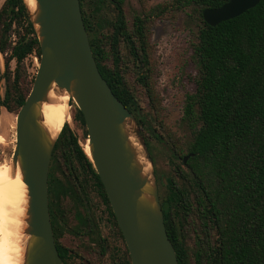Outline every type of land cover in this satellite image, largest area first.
Masks as SVG:
<instances>
[{"label":"trees","instance_id":"trees-1","mask_svg":"<svg viewBox=\"0 0 264 264\" xmlns=\"http://www.w3.org/2000/svg\"><path fill=\"white\" fill-rule=\"evenodd\" d=\"M226 1L170 0L148 7L142 4L135 15L134 36L129 28L126 30L131 54L127 56L130 65L124 66L116 55L115 36L111 37L110 51L105 52L102 47L99 19L107 0H79L98 69L137 123L141 112L135 89L125 77L129 70L135 68L137 82L145 90L149 113L154 119L158 120L161 109L150 80L149 38L153 21L169 18L187 7L198 11L199 25L192 45L197 66L195 89L186 94L181 117L187 136L180 139L168 134L173 151L193 154L186 163L191 177L185 175L191 194L185 189L172 190L171 194V204L180 212L181 226L186 225L187 234L178 236L162 211L179 264H264V0L234 18L208 25L202 18V10ZM0 53L5 60V69L0 74L4 81L3 92L0 88V109L17 112L35 75L27 72L25 59L34 54L39 61L41 53L23 0H4L0 5ZM11 60L15 62L13 70ZM77 117L84 124L79 109ZM153 134L162 140V136ZM74 160L102 187L77 136L65 123L55 141L48 171L54 237L52 200L73 192L75 187L70 176L61 180L56 172L73 166ZM166 183L170 181L167 179ZM203 225L212 226L213 232H205ZM180 237L191 239L193 245L186 242L184 245Z\"/></svg>","mask_w":264,"mask_h":264},{"label":"water","instance_id":"water-1","mask_svg":"<svg viewBox=\"0 0 264 264\" xmlns=\"http://www.w3.org/2000/svg\"><path fill=\"white\" fill-rule=\"evenodd\" d=\"M35 1L34 12L23 3L37 34L40 60L30 91L16 113L11 157L13 170L16 164L20 167L29 196L24 264H64L55 245L47 193L51 154L60 132L50 139L39 119L40 102L53 83L70 93L83 115L90 151L85 153L108 196L131 264H179L165 229L152 160L134 116L98 69L79 0ZM258 2L227 0L204 8L201 14L208 25L215 26ZM139 154L149 162L145 174Z\"/></svg>","mask_w":264,"mask_h":264},{"label":"flooded vegetation","instance_id":"flooded-vegetation-1","mask_svg":"<svg viewBox=\"0 0 264 264\" xmlns=\"http://www.w3.org/2000/svg\"><path fill=\"white\" fill-rule=\"evenodd\" d=\"M108 12L113 13L112 18L108 17ZM135 15L136 13L134 11H130V13L128 12L126 0H107L100 10L99 22L101 24V28L99 30V35L101 36V40L103 42L102 47L105 52L110 51L111 37L114 38L115 36V39L117 40L115 49L116 55L122 63L123 61L128 60L127 56L131 54L126 44V30L129 28L132 32L131 35L134 36ZM115 28H117V30ZM121 47H123L125 54L121 53ZM16 113L17 112H15V114ZM138 122L141 130L144 126L149 127L141 115L138 118ZM66 124L75 136H77V134L72 130L70 125H85V123H81L80 119L77 117V109L74 112L71 111V122H67ZM68 133L69 132H67V134ZM156 135L161 136L158 134ZM162 140H164L163 137ZM168 149L171 156V167L168 169L169 171L160 176L156 172L158 198L162 211L164 212V216L170 219L178 236L183 233L185 236V234H187V227L185 224L181 226L180 212L176 209V207L172 206L171 194L172 190L179 189H185L189 195L191 194V185L185 177L186 174H188L189 177H191L192 174L186 164L190 155L184 162L183 158L188 154H177L173 151L172 144ZM149 151L150 158L155 167V156L151 149ZM191 155L193 154L191 153ZM60 159L62 160V157H60ZM72 165L73 166L70 168L69 166L63 167L61 171L56 172V175L61 180H65V176H70L72 183L75 185L73 192H69L66 195H60L59 197H54L52 200L54 215L53 225L56 234L54 239L56 248L58 245L57 251L60 258L63 260L64 264H77L79 262L83 264H102L103 262L101 261L104 259H107V261L104 262L105 264H131L130 254L124 237L119 228L100 178L99 180L103 188L99 186L97 180L92 175L81 169L76 160H74ZM167 179L170 181V184L166 183ZM184 184H186V186ZM90 187L94 188V191L99 197L100 205L97 206H99L103 212L100 216H96L93 210L94 207L90 203L88 195ZM106 229L109 231L108 234H104ZM203 230L205 232L207 230L213 232L214 228L212 226L207 228L206 225H203ZM170 231L172 237L175 238L173 230L171 229ZM117 241L121 242L122 246H120ZM179 241L184 243V245L185 242L189 245H193L192 240L185 239V237H180Z\"/></svg>","mask_w":264,"mask_h":264},{"label":"rangeland","instance_id":"rangeland-1","mask_svg":"<svg viewBox=\"0 0 264 264\" xmlns=\"http://www.w3.org/2000/svg\"><path fill=\"white\" fill-rule=\"evenodd\" d=\"M4 0H0V5ZM170 0H126L128 12L137 13L141 10L142 4L152 6L165 3ZM108 17L112 18L113 13L108 12ZM199 25L198 11L193 7H187L177 10L174 15L169 18L155 19L150 27V66H151V82L158 93L161 109L158 120L154 119L149 113V102L145 97L144 88L139 85L135 76V68L126 73L127 81L132 84L136 92V101L140 108V115L149 127L144 126L141 130L139 123L138 128L141 131L146 148L151 149L155 156V167L152 162V170L156 182V172L160 176L168 172L171 167V156L169 154L168 134L175 138H184L187 131L182 126L181 117L183 115V106L185 104L186 94L193 92L195 89V78L197 75V66L195 64L192 45L196 40V33ZM108 48V47H107ZM121 53H124L121 47ZM123 56V55H122ZM124 57V56H123ZM126 60V59H125ZM38 59L32 54L25 59V68L29 74L36 72L38 67ZM11 70L15 67V62H10ZM123 65H130L128 60L123 61ZM0 74L5 69V60L0 53ZM1 92L4 90V81L0 78ZM77 106L73 100H70L69 112H74ZM71 122V120H66ZM15 112H8L4 107L0 109V163H7L13 171L12 152L15 144ZM72 130L76 132L79 144L86 151L87 146V130L85 125H70ZM154 131H153V130ZM158 134L164 140L160 141L153 134ZM86 139V140H85ZM142 152V151H141ZM88 154V153H87ZM90 203L94 207L96 216L103 214L99 197L93 187L88 190ZM108 230L104 234H108ZM120 246L121 242L117 241ZM107 259L102 260V264ZM77 264H83L81 262ZM101 264V263H96Z\"/></svg>","mask_w":264,"mask_h":264},{"label":"bare ground","instance_id":"bare-ground-1","mask_svg":"<svg viewBox=\"0 0 264 264\" xmlns=\"http://www.w3.org/2000/svg\"><path fill=\"white\" fill-rule=\"evenodd\" d=\"M26 7L34 12L35 0H23ZM70 93L53 83L39 105L40 124L50 139L56 138L66 120H71L69 112ZM129 128V125L126 126ZM3 140L0 138V141ZM129 140L136 146L134 137ZM86 151L89 154L87 142ZM142 173L149 171V162L138 155ZM28 189L22 180L18 164L12 171L7 163H0V264H24L26 246L29 239L27 228Z\"/></svg>","mask_w":264,"mask_h":264}]
</instances>
